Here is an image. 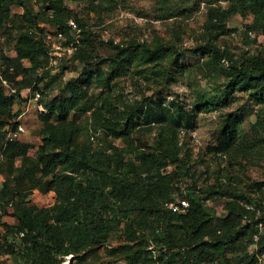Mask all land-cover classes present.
I'll use <instances>...</instances> for the list:
<instances>
[{"label": "trees", "instance_id": "1", "mask_svg": "<svg viewBox=\"0 0 264 264\" xmlns=\"http://www.w3.org/2000/svg\"><path fill=\"white\" fill-rule=\"evenodd\" d=\"M11 1L16 2L0 0V23L7 20L16 27L17 56L6 61L3 74L19 92L8 94L0 85V148L6 126L16 123L12 119L21 90L30 87L40 91V102L46 108L39 112L41 142L37 146L20 139L8 142L3 161L6 158L14 164L15 158L21 157V165L15 168L17 176L22 173L31 183V190H53L56 199L52 205L38 206L31 202V190H14L4 181L0 188V254H13L24 264H63L66 256L82 258L109 244L121 229L131 243L120 245L118 251H123L132 263L254 264L264 253V233H260L256 252L250 254L249 247L259 229L255 223L243 222L248 213L244 202L253 199V192L264 190V180L248 182L226 176L217 177L205 189L195 184L184 186V180L192 179L194 174L181 157L179 140L195 129L199 113L230 105L236 91L254 86L264 93V57L253 54L247 59L235 58L216 40L220 33L234 31L228 21L236 14L252 16L247 25L250 32H264V0H225V5L219 2L209 7L201 44L189 51L198 58L208 56L212 65L223 59L229 81L214 95L197 91L189 110L175 100L166 105L161 96H144L130 103L120 91L113 92L114 78L132 63L164 65V60L178 51L173 43L157 41L147 45L130 41L123 45L110 41L105 44L113 54L103 59L96 53L100 42L65 0H35L38 10L31 0H20L19 4L24 5L21 13H12ZM70 19L77 22L78 33ZM43 22L55 27L66 40L70 41L72 31L78 35L76 51L59 58L84 64L63 93L53 96L39 86L48 78L44 87L49 88L55 80L46 68L51 47L45 41ZM99 57L102 61L95 62ZM182 57H172L174 67H170V73L174 69V74H182L188 67L180 62ZM105 61L107 69L100 66ZM89 111L98 123L96 135L90 141L78 140L75 116ZM245 115V110L237 109L223 117L215 139L216 152L227 157L237 149L249 157L260 151L264 112L258 113L255 122L249 121L248 128L244 125ZM157 123L171 126L168 133H157L155 144L135 134L151 130ZM34 146L36 162L29 157ZM171 165L174 168L169 170ZM203 193L209 199H228L226 213L215 216L209 211ZM176 196L189 201L183 212H173L165 206ZM8 209L15 217L12 223L3 220ZM259 220L264 222V215ZM150 243L157 245L155 253L148 249Z\"/></svg>", "mask_w": 264, "mask_h": 264}, {"label": "rangeland", "instance_id": "2", "mask_svg": "<svg viewBox=\"0 0 264 264\" xmlns=\"http://www.w3.org/2000/svg\"><path fill=\"white\" fill-rule=\"evenodd\" d=\"M15 1L10 3L12 13H21L24 10V5L19 4L20 0ZM212 1L112 0L108 2L95 0L91 3L90 0H65V3L81 15L87 29H90L93 37L100 42L97 43L96 53L103 59L113 54V50L105 44L110 41L123 45L130 41L147 45H153L157 41L173 43L178 51L174 52L172 57L175 60L179 55H182L183 57L179 59L180 62L188 66L182 74H174V69L170 73L169 69L173 66L172 57L166 58L161 67H153L151 63L134 62L126 67L121 75L114 78L116 86L113 87V92L120 91L130 103L140 100L144 96H152L154 99L161 96L166 99V105H169L171 100H175L176 104H181L186 110H189L193 106L197 91L214 95L229 81V76L226 73L228 68L223 59L217 65H212V59L209 60L208 56L198 58L197 54H192L189 51L190 48L201 44L204 36L203 29L208 23L209 7L217 5L219 2L223 5L226 4L225 0ZM31 2L33 4L35 0H31ZM33 8L38 10L39 4L34 3ZM251 22L252 16L246 18L240 14L232 16L228 21V26L234 31L231 34L220 33L218 35L216 40L220 47L233 53L235 58L247 59L253 54H260L264 57V32L253 30L250 32L247 25ZM41 24L45 31V41L50 48L52 42L58 39V31L48 23ZM16 31V27L10 26L9 21L0 23V44L10 45L12 52L17 54L15 50ZM73 34L75 33L72 31V38L70 41L66 40L65 43L76 38V35ZM56 57L58 58L57 62L49 58L46 63V68L51 71V77L55 76L54 82L50 84L49 88L44 87L48 78L39 84L49 96L63 93L68 82L74 79L84 66L83 63L70 58L61 59L59 55ZM99 61H102L100 57L95 59V62ZM26 63L28 62L26 61ZM100 66L107 69V61L102 62ZM31 90L33 94L37 91ZM93 90L94 88L90 92ZM37 93L40 94V91ZM233 100L230 105L199 113L195 129L179 140L181 157L187 161L194 174L192 179L184 180V186L195 184L197 187L205 189L208 185L213 184L217 177L226 179V176H236L248 182L264 180V141L259 146L260 151L253 152V155L249 157H244L243 153L238 152L237 149L227 157L221 152H216L215 139L225 115L237 109L245 110L244 125L248 128L250 122L256 121L258 113L264 112V93L254 86L236 91L233 94ZM26 102L27 98L20 95L14 106L16 115L12 120L20 118L26 128V132L23 133L20 140L34 143L37 146L41 142L39 128L42 122L39 119V112L33 104H30L26 111L24 108V106H28ZM76 115L78 140L90 141L94 139L98 123L95 122L91 112H78ZM169 126H171L170 123H157L151 130H142L135 134L140 139L155 144L157 133L161 130L168 133ZM116 143L122 144L120 140H116ZM35 149L34 146L29 150L32 162L37 161ZM1 162L0 188L3 182L7 181L14 190L30 191L32 189L31 183L22 173L17 176L15 168L21 165V157H16L14 164H11L6 158ZM172 168H174L173 165L168 169ZM178 191L180 192V190ZM178 191L176 190V192ZM206 195L203 193L209 211L215 216L226 213L228 199L220 197H210L209 199L205 198ZM30 199L38 206H49L55 202L56 194L53 190L43 191L35 188L31 190ZM3 220L11 223L15 221L11 209H8ZM262 232L264 233V227ZM129 243L131 242L126 240L125 234L120 229L111 238L109 244L90 251L82 258H73V255L66 256L63 264H142L141 262L127 261L125 253L121 250L118 251L120 245ZM156 246L150 243L148 249L155 253ZM239 252L241 253V250ZM236 259L234 263H237ZM0 264L24 263L13 254L1 253ZM254 264H264V253L258 257Z\"/></svg>", "mask_w": 264, "mask_h": 264}, {"label": "built area", "instance_id": "3", "mask_svg": "<svg viewBox=\"0 0 264 264\" xmlns=\"http://www.w3.org/2000/svg\"><path fill=\"white\" fill-rule=\"evenodd\" d=\"M73 30L78 33L80 31L77 22L74 19L69 21ZM76 38L69 42L64 43L66 38L62 33H58V39L53 41L51 44V60L57 62L56 55H70L74 53L79 45V37L76 34ZM10 45L7 44H0V85L5 89L8 94H17L19 89L13 85V83L4 76L3 70L6 69V61L8 59H14L17 54L12 52ZM10 71L13 70V66H10ZM27 92V93H26ZM20 95L27 98V105L24 106L26 111L29 109V105L33 104L37 112H45V106L40 102V94L39 93H32L30 87L23 88L20 92ZM25 112V111H24ZM20 117V116H19ZM14 125H8L5 129V138L3 141L2 148L0 149V162L3 161L4 158V145L8 142L20 139L23 133L26 132V128L20 118L15 120ZM253 199L250 201H245L244 205L248 210V213L244 215L243 222L246 223H255L258 226L259 232L254 234L253 237V244L249 247V253L253 254L256 252L258 248V241L260 237V233L264 227V222L259 220L261 216L264 215V190L263 191H255L252 193ZM165 206L172 210L173 212H183L188 206L189 201L187 198H183L180 196H176L171 200H167L165 202ZM24 233L22 232L21 235Z\"/></svg>", "mask_w": 264, "mask_h": 264}]
</instances>
